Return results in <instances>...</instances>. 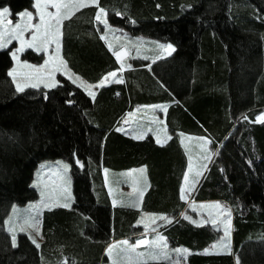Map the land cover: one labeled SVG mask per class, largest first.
<instances>
[{"label":"trees","instance_id":"16d2710c","mask_svg":"<svg viewBox=\"0 0 264 264\" xmlns=\"http://www.w3.org/2000/svg\"><path fill=\"white\" fill-rule=\"evenodd\" d=\"M31 5L0 0L13 14ZM101 7L107 23L129 38L175 51L154 62L133 58L122 82L101 87L94 99L61 77L54 88L17 92L8 55L0 52V264H112L105 248L142 233L137 221L146 211L175 219L163 232L173 246L192 251L187 264H264V123L256 122L264 112V0H98L81 8L63 23L62 55L93 84L120 70L101 39ZM24 58L40 63L32 50ZM159 104L167 108L166 144L118 131L129 111ZM179 132L209 137L216 151L193 197L232 208L233 252L202 253L217 239L214 228L180 217L187 157ZM56 159L71 167L73 202L44 212L39 247L26 233L14 247L6 212L36 199L34 170ZM143 165L151 180L143 209L114 208L103 168Z\"/></svg>","mask_w":264,"mask_h":264},{"label":"rangeland","instance_id":"374dc122","mask_svg":"<svg viewBox=\"0 0 264 264\" xmlns=\"http://www.w3.org/2000/svg\"><path fill=\"white\" fill-rule=\"evenodd\" d=\"M32 5L30 8H27L23 10L21 13L28 11L33 13L34 19L32 21L33 24L38 23V14L36 12V9L34 8V3L35 0H31ZM98 3V0H97ZM9 9V8H8ZM2 10V9H0ZM51 12H55V9L49 8L48 9ZM11 15L8 17L13 23L21 22L23 23L24 21L20 17L19 14H13V12L9 9ZM106 19V17H105ZM65 21V20H64ZM63 21V23H64ZM108 24V23H107ZM63 26V24H62ZM110 30V31H109ZM62 31V28H61ZM105 33H107V38L105 39L107 45L111 43L113 47L111 50L113 52L115 51H120L123 50L127 53L121 61H118L120 64V70L115 71L117 73L116 77H109V80L105 82V85H108L110 83L115 82L116 80H122L123 73L127 68L131 67V60L133 58H142L152 60V62L156 61L157 58H164L169 56L166 52H164L163 49L159 48V45H162L158 42H152L149 41V39L142 38V37H137V39H132L129 38V35L124 33L122 30L117 29L115 27H111L108 24V27L102 29L101 35L104 36ZM63 36V35H62ZM62 36H61V41H60V48L58 55L64 60L63 55H62ZM31 36L29 32L24 33V39L25 40H30ZM158 43V44H155ZM123 46V47H122ZM20 47V43L18 40H12L11 44L8 45L7 48L0 50L1 53H6L8 55V58L10 60L11 66H10V71L13 68H17V79L16 81L13 80V78L10 76L15 88H16V83H25L26 81L22 78L20 73H27L30 70L27 68H20L17 66L16 60H14L11 56V52L15 51ZM32 50L34 53H36L38 56H40V63H33L27 59L24 58V54L27 53L28 51ZM173 53V52H172ZM171 53V54H172ZM55 51V45H52V47L49 49L48 52H37L35 49H29L25 47V50L21 53L18 54L19 56V61L21 64H29L32 65L33 67H40L44 64V61L49 59L50 55H56ZM116 58V56H115ZM117 60V59H116ZM147 60V61H149ZM65 61V60H64ZM66 62V61H65ZM121 63H123V70H121ZM67 65V63H66ZM72 76L73 79L75 77H79L80 80L77 81L75 84L78 85L80 88H82L85 91L84 87H81L80 84L83 82L85 85H95L93 83L87 82L85 79L80 77L79 75L75 74L73 71L70 70V68L67 65V69H61L60 72H56L54 74L55 80L58 82L57 85L61 83L60 77L65 78L67 80H70L68 77ZM107 76V75H106ZM72 81V80H70ZM98 84V83H97ZM32 87H27V89H31ZM38 88H44V89H51V88H45L43 86V83L40 85ZM100 88H92L91 90L97 94L98 90ZM24 90V91H25ZM87 92V91H85ZM88 93V92H87ZM154 106H161V107H154ZM163 108H166L164 105H144V106H137L134 110L129 111L123 119L120 121V127L119 129L122 131L131 129L128 131V135L135 139H145L147 136L150 134H153L155 137L156 141L157 138L159 137V140L161 141L159 144L165 143V138L170 135L168 127L166 125L165 119L160 117V115H157V112ZM264 111V109H263ZM132 114V115H130ZM158 116V117H157ZM262 116H264V112L262 113ZM127 121V122H125ZM130 132V133H129ZM143 134V138H137ZM179 138H180V143L183 146V149L185 151L186 157H187V176H188V185L185 184L184 187H188L189 185H192L194 183V187L190 188V193L195 189L197 184L200 182L202 177L204 176L206 170L208 169L211 161L213 158L216 156V151L213 150L211 140L207 136H198L194 134H189V133H184V132H179ZM203 138V139H202ZM207 141V143H205ZM158 143V142H157ZM63 165H68L67 171L65 172ZM190 165H191V171H190ZM107 170V171H106ZM140 170H143L141 172ZM146 171H148L147 166H135L131 167L125 170H121L119 172H116L114 170H111L109 168H103V176L105 178L106 176V182L108 186V193H109V198L111 200L112 206L115 208L117 204H122L123 201L125 203H140L141 198L139 196V192L143 191V188L141 185L143 184L142 181L146 180ZM199 172L201 173L199 176L196 175V173ZM131 173V175H129ZM113 176L112 180L110 181V177ZM140 177L141 182L139 185H136V191H133L134 187V180ZM72 174H71V167L68 162L60 159L56 160H46L40 162L36 169L34 170L33 173V179L30 184V188L34 190L36 193V199L33 201H30L26 205H14L12 206L11 210L8 209L6 212V220L4 221V229L5 231L9 234V236L12 239L13 232L16 235V245L18 244V236L21 233H26L31 237V239H35L36 244L41 245L42 241L44 240L43 234H42V221H43V214L46 210L48 209H54V207H64L65 203L69 204L73 202L74 199V193L72 190ZM38 185V186H34ZM44 192V196H41V192ZM144 196V195H143ZM121 198H124L125 200L121 201ZM129 200H127V199ZM45 201L49 204V207H41L39 209H34L32 206L34 205H39L41 204V201ZM116 201L114 204L113 201ZM144 201L142 204H140V208L143 209L144 207ZM219 204L223 206L224 208L228 209L231 212V233H230V252H233V229H234V212L232 208L224 203V202H214V201H194V205L192 206L193 214L192 217H194V221L200 222L197 217H200L203 220H207L209 212H215L216 210L210 209L207 206L210 205H216ZM121 206V205H120ZM140 209V210H141ZM149 213V214H154V215H163V213L160 212H154V211H146L143 212V214ZM207 213V214H206ZM204 215V216H203ZM144 220L143 223H138L141 221L139 219L137 221V225L143 226L144 223L151 224V221L148 219V215H144ZM34 218V219H33ZM25 219L29 220V223H34L35 220L39 221L38 225V233L37 230L33 227H30L28 224H25ZM219 219H223V217H220ZM11 220V224L9 221ZM202 220V221H203ZM161 223V222H160ZM159 224V223H158ZM157 224V225H158ZM165 222H163V225ZM209 225L212 228H214V231L217 234V239L215 242H213L207 249L210 254H224V253H229L222 251L220 249H213L212 245L217 244L219 240L224 236V225L221 223L217 226H214L211 223H202L201 226ZM10 227L12 228V231H10ZM23 229V230H21ZM141 229H144V227ZM145 230H143L144 232ZM142 232V233H143ZM138 235V234H137ZM136 238L129 239L130 244L135 243L137 240L138 236ZM141 235V234H140ZM157 236V234L149 231L146 238L149 240L154 239ZM141 238V237H140ZM167 238V237H166ZM126 239V238H124ZM120 240H114L112 243L116 244L121 242ZM117 241V242H115ZM110 243V244H112ZM167 245H168V252L169 255L172 257V264H184L183 262L186 260L183 259L182 256H178L177 254H174L175 249H186L188 252V255L192 253L190 249L187 247L183 246H173L172 243L169 241L167 238ZM144 248V249H143ZM150 249H147L146 247H141L138 248V252H146L149 251ZM205 250L202 252L205 254ZM134 255V254H133ZM188 257L189 259V256ZM187 259V258H186ZM186 264L188 263V260ZM149 261L148 263H150ZM121 263H125V261H121Z\"/></svg>","mask_w":264,"mask_h":264},{"label":"snow or ice","instance_id":"6c2138e0","mask_svg":"<svg viewBox=\"0 0 264 264\" xmlns=\"http://www.w3.org/2000/svg\"><path fill=\"white\" fill-rule=\"evenodd\" d=\"M90 5L98 6L97 0H35L34 8L38 14V23L33 24L32 21L34 19L33 13L25 11L20 13L21 19L24 21L23 23L17 22L13 23L8 17L11 15L8 8H3L0 10V50L5 49L11 44L12 40H18L20 43V47L15 51L11 52V56L17 62V66L20 68H27L30 71L27 73H20L22 78L26 81L25 83H16L17 92H23L25 88L32 87L38 88L43 83L45 88H54L57 86L58 82L54 78V74L56 72H60L61 69H67L66 62L58 55L60 48V41L62 36V24L64 20L69 19L72 15L75 14L81 8L89 7ZM55 9V12H51L49 8ZM106 10L104 8H99V11L96 13L95 19L96 21L103 23L105 28L108 27ZM110 31V30H109ZM30 33V40L24 39V33ZM107 33L101 37V39H106ZM55 45L56 55H50L49 59L44 61V64L40 67H33L29 64H21L19 61L18 54L25 50V47L29 49H35L37 52H48L49 49ZM108 47L111 49L113 45L111 43L108 44ZM159 48L163 49L168 55H171L175 49L171 44L168 45H159ZM114 55L116 56L117 61H121L127 53L123 50L115 51ZM147 59V57H145ZM121 70H123V63H121ZM9 76L13 78L14 81L17 79V68H13L9 73ZM116 72H111L107 76H105L98 84L95 85H85L81 82L80 86L85 88V91L88 92V95L95 98V93L91 90L92 88H101L105 86V82L109 80V77H116ZM72 80L73 83H76L80 80L79 77H75L73 79L72 76L68 77ZM115 82H122V80H116ZM161 107V106H154ZM162 110L166 111V108ZM132 115V114H130ZM246 118V117H245ZM127 122V121H125ZM258 123H264V116H258L256 119ZM137 138H143V134L138 136ZM203 139V138H202ZM157 142L160 143L159 137L157 138ZM207 143V141H205ZM79 163V162H78ZM65 172L67 171L68 165H63ZM107 171V170H106ZM143 172V170H140ZM191 171V165H190ZM201 173L197 172L196 175L199 176ZM131 175V173L129 174ZM141 182V178L137 177L134 180L133 191H136V185H139ZM193 182L192 185L188 187H184L181 189V198L184 199L186 195L190 194V188L194 187ZM185 184L188 185V176H185ZM38 186V185H34ZM41 196H44V192H41ZM139 196L143 197V191L139 192ZM115 204L116 201L114 200ZM64 207H69V204L65 203L62 205ZM133 206H137L133 204ZM34 209H39L41 207H49V204L45 201H41V204L32 206ZM210 209L216 210L215 212L210 211L207 220H203L200 222L192 221L193 223H197L198 226L202 223H211L214 226L219 224L224 225V236L219 240L217 244L212 245L213 249H220L225 252L230 253V233H231V212L224 208L223 206L216 204L207 206ZM223 217V219H219ZM185 219H189L188 216L184 217ZM34 219V218H33ZM148 219L151 221V224L144 223V233L142 237L135 241V243L130 244L129 241H121L116 244L110 245L106 249V253L108 257L111 259L112 264H121V261H125L126 264H148L149 261L159 262L163 260H169L170 255L168 252V245L165 238L159 234L152 239L149 240L146 238L149 231L156 232L157 221H165L167 223H171V220L168 217L163 215H154L149 214ZM144 217H141V221L138 223H143ZM25 224H28L30 227H33L37 230L38 233V225L39 221L35 220L34 223H29L28 219H25ZM11 224V220L9 221ZM12 231V228L9 229ZM23 230V229H21ZM31 238V237H30ZM32 242L36 244L35 239H32ZM12 243L13 246H16V235L13 232L12 235ZM39 247V244H36ZM141 247H146L150 249L146 252H138L137 249ZM178 255L186 257L188 252L186 249H175L174 250ZM134 254V255H133ZM205 254H210L208 250H205ZM178 264V262H176ZM239 264V262H237Z\"/></svg>","mask_w":264,"mask_h":264},{"label":"crops","instance_id":"0c3cea01","mask_svg":"<svg viewBox=\"0 0 264 264\" xmlns=\"http://www.w3.org/2000/svg\"><path fill=\"white\" fill-rule=\"evenodd\" d=\"M142 106H144V105H142ZM148 106V105H147ZM166 111H167V108H166ZM166 111H164V110H162L161 109V111L159 110L158 112H157V115H160V117H162V118H164L165 119V117H166ZM158 117V116H157ZM131 129H128V130H125V131H120V132H124V133H126V134H128V131H130ZM169 130V129H168ZM119 131V130H118ZM130 133V132H129ZM170 133V132H169ZM151 135H153V134H150L149 136H151ZM149 136H147V137H149ZM171 138V134L168 136V137H166L165 138V143H162V144H159V145H164V144H166L168 141H169V139ZM157 142V141H156ZM208 170V169H207ZM207 170H206V172H205V174L207 173ZM186 174H187V169H186V173H185V175H184V178H183V180H182V184H181V187H180V189H179V193H180V197H179V199H180V202H184V209H183V211L180 213V217H185V216H188L189 217V219H191V217H192V214H193V210H192V206L194 205V201H214V202H220V201H215V200H195L194 199V193H195V190H196V188L198 187V185H199V183L201 182V180H200V182L197 184V186L195 187V189L193 190V191H191V193L190 194H188V195H186L185 196V198L184 199H182L181 198V189L182 188H184V186H185V176H186ZM205 174H204V176H205ZM203 176V177H204ZM202 177V178H203ZM112 178H113V176H111L110 177V181L112 180ZM104 182H105V186H106V189H107V191H109V189H108V186H107V182H106V176H105V178H104ZM143 182V184L141 185L142 187H144L143 188V198L141 199V201H140V203H133V204H136L137 206H133V204H131V203H125L124 201H123V203L121 204H117L116 206H123V207H131V208H135V209H141L140 208V204H142V202L144 201V199H145V197H146V195H147V193L150 191V189H151V180H150V177H149V172L148 171H146V180H144V181H142ZM109 194V193H108ZM127 199V198H126ZM122 200H125L124 198H121V201ZM127 200H129V199H127ZM72 203V202H71ZM71 203H69V206H71L70 204ZM54 208H57V207H54ZM207 214V213H206ZM144 215H149V213H145V214H143V212L141 213V215H140V218L139 219H141V217L142 216H144ZM163 216H165V217H168L170 220H171V223L175 220L171 215H168V214H163ZM204 216V215H203ZM161 222V223H160ZM163 222H165V221H157L156 222V225H153V227H156V229H157V231L156 232H153V233H155V234H159V235H161V236H163L164 238H165V240L167 241V238H166V236H165V234H164V232H163V230H164V228L167 226V224H169V223H167V222H165V224L163 225ZM159 223V224H158ZM158 224V225H157ZM140 226V228L142 227L143 228V226H141V225H139ZM142 230H144V229H142ZM152 232V231H151ZM144 233V232H143ZM143 233H140V234H138L137 236H138V238H137V240L138 239H140V237H142V234ZM135 238H136V236H135ZM125 240H129V238H127V239H122V240H120V241H125ZM115 242H117V241H115ZM113 244V243H112ZM112 244H110V245H112ZM110 245H108L106 248H105V250H104V255L105 256H107L108 257V255H107V253H106V249L110 246ZM144 249V248H143ZM174 254H177L176 252H173ZM178 255V254H177ZM178 256H180V255H178ZM183 257V259H185L186 260V262H187V257H184V256H182ZM108 259H109V261L111 262V259L108 257ZM151 262H154V261H151ZM150 262V263H151ZM159 262H168L169 264H172V257L170 256V259L169 260H163V261H159ZM186 262L184 261L183 263L184 264H186ZM112 263V262H111ZM121 264H125V263H121Z\"/></svg>","mask_w":264,"mask_h":264}]
</instances>
